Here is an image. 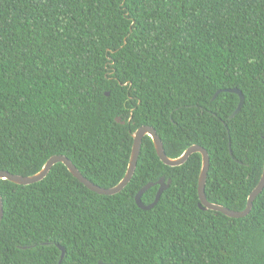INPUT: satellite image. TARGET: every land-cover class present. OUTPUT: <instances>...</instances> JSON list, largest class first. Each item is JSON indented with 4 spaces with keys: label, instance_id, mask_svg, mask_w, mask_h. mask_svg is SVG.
I'll return each mask as SVG.
<instances>
[{
    "label": "trees",
    "instance_id": "16d2710c",
    "mask_svg": "<svg viewBox=\"0 0 264 264\" xmlns=\"http://www.w3.org/2000/svg\"><path fill=\"white\" fill-rule=\"evenodd\" d=\"M234 87L245 101L230 118L238 94L214 95ZM142 125L170 157L206 148L208 200L246 207L264 167V0H0V170L31 175L64 154L112 187ZM201 169L200 153L165 164L146 135L113 195L63 163L2 179L0 264H264V189L244 217L203 209Z\"/></svg>",
    "mask_w": 264,
    "mask_h": 264
},
{
    "label": "water",
    "instance_id": "95a60500",
    "mask_svg": "<svg viewBox=\"0 0 264 264\" xmlns=\"http://www.w3.org/2000/svg\"><path fill=\"white\" fill-rule=\"evenodd\" d=\"M221 91L234 92V93L238 94V96L240 97V101H239V104H238L236 110L230 116V118H233L237 113L240 112V110L243 107V104L245 101V97L243 95V92L239 88H236V87L222 89V90H218L216 92V94L214 95V98H216ZM107 94L109 95V93H107ZM118 120L120 121L121 117H118ZM122 122L124 123V121H122ZM146 135H148L152 138L154 146H155V150H156L158 156L167 165H170V166L182 165L189 159V157L193 153H200L202 155V169H201V174H200V178H199V185H198V191H199V197H200V207L201 208L221 212L227 216L234 217V218L244 217L250 213L255 199L264 189V167H263V172H262V176L260 178L259 183L252 190V192L250 193V195L248 197L246 207L243 210H232L229 207L224 206L222 204H218V203H214V202L209 201L207 196H206V192H205L206 181H207V177H208V171L210 168V155H209L208 150L199 144H193V145L189 146L186 150H184V152L180 156L170 157L167 155V153L165 151V147H164V143H163L162 138L158 134L156 128L151 126V125H142L133 132L134 141H133L132 152H131L127 172H126L125 176L123 177V179L118 184H116L115 186L103 187V186H100V185L94 183L93 181H91L90 179L85 177L81 173V171L77 168V166L72 162V160L64 154H57V155L51 156L45 162V164L42 166V168L38 172L31 174V175H20V174H14V173L7 171V170H0V180L7 179V180H10V181L17 183V184H31V183L43 180L48 175V173L50 172V170L52 169V167L55 164L63 163L64 165L67 166L69 171L78 180H80V182H82L85 186H87L90 190L97 192L99 194L113 195V194L121 192L128 185V183L131 181V179L135 173V170L137 168L138 159H139V155H140L141 148H142V142H143V139ZM230 152L232 155L233 154L232 150H230ZM155 184L159 185V188H158V191L156 194V198L152 203L145 204L142 200V196L145 193V191H147L150 187L154 186ZM170 185H171V180L169 179L168 182H165L164 177H162L160 180H158L155 183L150 182V183L146 184L136 194V197H135L136 203L138 204V206L140 208L145 209V210H149V209L153 208L158 203V201L160 200L163 192L167 188H169ZM3 215H4V205H3V199H2V196L0 193V223H1V220L3 218ZM57 245L62 251L61 260H60V262H61L65 256L66 251H65L64 246L59 245V244H57ZM98 264H114V263L99 260Z\"/></svg>",
    "mask_w": 264,
    "mask_h": 264
}]
</instances>
